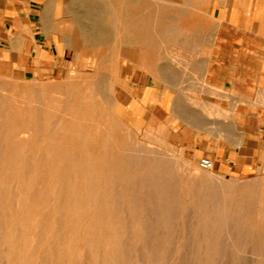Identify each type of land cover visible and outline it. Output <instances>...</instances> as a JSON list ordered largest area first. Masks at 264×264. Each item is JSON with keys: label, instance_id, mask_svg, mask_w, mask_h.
<instances>
[{"label": "rangeland", "instance_id": "rangeland-1", "mask_svg": "<svg viewBox=\"0 0 264 264\" xmlns=\"http://www.w3.org/2000/svg\"><path fill=\"white\" fill-rule=\"evenodd\" d=\"M109 1L110 2H108V1L105 2L104 0H68V3H70L69 4V14H70L71 18L74 20L75 24L77 25V28H78L81 36H82L83 41L87 45H88V43L86 42V37H85L82 29L77 24V19H79L80 17H86V18L88 17L89 12L87 10H91V9L92 10H96V9L98 10L99 9L98 10V13H99V12H101V10H102V12H107L108 10L112 11L114 9L113 13H116V12L118 13L117 8H121V9H123L122 11L128 12L135 7V5H133V3L135 4L139 0H118V3L121 4L120 7H119V4H117L118 6L116 7L115 6L116 4H114V2L112 0H109ZM143 1H144V6H145V4H147V6H149V8L151 9L150 13L155 14L156 19L152 18L150 22L146 21L145 23H143L142 29H138V32H137L136 29L132 28V26H133L132 24H134L135 22H132V19H131L132 16H130V19H127V21L129 20L127 23H129V25L131 23L130 29L127 32L128 37L126 36V38H122L123 40L122 39L117 40L118 38L115 39L112 36V34H114L115 32H112L111 30H109V31L105 32V35H104L105 38L103 39V41H104L103 47H101L99 49H95L96 48L95 46L85 47L83 45V47L77 48V50H78L77 54L67 53L62 60L63 62H65V63H63V65H65L64 66V72L59 77L56 76L53 79L52 78L51 79H43L41 76L38 75V71H35L32 73V72H29L26 69H24L22 67L23 63L21 62V60H18V61L16 59L11 60L8 56L5 59L0 58V102H1L0 103V106H1L0 107V116L3 117V118L0 117V130L3 128L0 131V135H2V136H0V149L2 148L1 149L2 151L0 150V158H1L0 159V169H1L0 175L2 177H0V178L3 179V180L0 179V196L2 195L0 197V214H1L0 215V241L2 239V241L0 242V247H1L0 248V255L2 256L0 258V264H20V263L21 264H27V263L28 264H60V263L61 264H72V263L73 264H100V263L103 264L104 258H103V254L101 251H102V249H105L106 247L103 248L104 245L102 247H100L101 249H99V247H97L98 251L95 250L96 248L94 249L93 242H92L93 240H92V237L90 236L91 228L94 226V222H92L90 217L91 218L94 217V214L99 212V211L104 213L106 210L111 211V213L114 214V217H117V218L121 217L122 211L129 209V208H130V210L132 209L131 208L132 206L130 203V198H129V194H132V192L134 194H137V195H140V194L142 195V197L141 198L139 197L138 200L140 199L139 201H142L141 203H143L140 206L142 207V209L144 211V213H143L144 217L152 214L151 210H153V211L157 210V212H158L159 210H161V208H166L168 210L170 216L175 218L171 221V225H170L172 228L170 231L171 235L169 237V241H171L172 243L179 241L181 239V236L185 233H186L187 238H189L188 235L191 231V228H193V226L195 228L198 225L197 220L194 219L196 217V215L194 213V211L196 209H203L204 208V209L208 210L210 208L209 211L211 209H213L215 211V213H213L214 215L212 214L211 217H215V216L218 217L219 215H221L223 213L224 217H226L227 220L221 222V225H227L228 224V226H230V229H229L230 232H228L229 230L228 231L227 230H221L220 234L223 235V238H222V235H220V234H219V236L214 237V238H216L215 240H217L219 242H223L226 240H228L230 242V246H229L230 254H226V256H229V257H232L235 259L240 258L239 260L242 261V262L240 261L241 264H255V263L256 264H264V261H263V257H264L263 256V254H264V237H263L264 236V229H263V225H264V222L261 220L260 213L258 211V210H260L259 208H261V207H259L258 202L261 198V195L264 194V184H263L264 181L258 182V181H252V179H245V178L235 179V178H232L229 176L220 175L215 169L211 170L210 171L211 173H209V171L208 172L203 171L199 166V160L198 159L193 158L191 155H189V157H185L184 154L181 152V150H173V148L166 142L165 137H164L165 128H164V125L161 124V122H159L156 127H152V126L151 127L147 126L145 128L134 127L129 123L128 120H126L123 117L118 115V113H119L118 110H120V109L117 110V108H116L117 99H118L117 94L119 95V93H124V92L130 91L132 89V86H133L132 84H133L134 73H138L141 70H144L141 66V65H144V63H141L140 59L144 55L145 51H146V56L150 59L149 61H151V63L150 62L148 63V65H151L150 71H155L156 65L161 66V67L167 65L171 69V71H174L177 73H184V71H186L190 75L191 73L197 72V70H200L199 72H201L202 66L207 65V63H208L209 53L211 51V46H212V42L214 39V35L216 33L218 24L220 22L219 18L214 14L215 9L218 6L219 7L226 6L228 3L231 2V0H153V1L152 0H143ZM111 3L114 6H112ZM84 6H85V9H84ZM157 9L159 10V13H158ZM117 13H116V16L118 15L117 20L120 22L122 20H124L123 18H125V16L123 14L119 15ZM74 28H75V25L70 21L69 18L61 24V29L65 30L66 34L68 35L69 44L73 48H74L75 44L79 41V36L75 34ZM178 28H179V32H178ZM148 29L150 32L148 31ZM139 31H141L142 33ZM106 34H107V36H106ZM147 34H148V37H147ZM165 34H167V35H165ZM173 34L174 35L176 34V36H174ZM134 35L140 36L138 38V39H140V44H141L140 47L137 44L135 45L136 41L134 42V37H133ZM107 37H109V38H107ZM106 44H108V45H106ZM123 44H124V46H123ZM134 46H136L138 48L137 50H139V48H140V50L138 52L137 51L135 52L133 49ZM89 47H91V48H89ZM141 49H144V50H141ZM74 50H75V48H74ZM126 50H129V52H130V54L128 55L130 60L129 61H126V60L122 61V58H123L122 54L125 55L127 53ZM76 56H77V59H76ZM146 62H147V60H146ZM133 63H138V64L135 65ZM180 65H182V67ZM185 65H188V69H185L187 67ZM183 79L186 81V76ZM8 83H9L11 88L8 87L9 86ZM35 88H37V89H35ZM64 89L65 90L68 89V90L65 92ZM6 91H8V92H6ZM85 91H87V92H85ZM95 92H96V94H95ZM40 93L42 96L40 95ZM2 94L3 95L5 94V95L2 96ZM33 94H34V96H33ZM71 94H73L72 95L73 97H71ZM63 95L66 97H64ZM67 96H68V100L66 99ZM8 97H11V98H8ZM24 98H26V99H24ZM69 99L71 101H69ZM56 100H58V102ZM42 101H44V102H42ZM98 101H100V102H98ZM9 102H11V103H9ZM6 104H8V105H6ZM16 104H18V105H16ZM70 104H71V106H70ZM3 105H5L6 111L4 110L5 108L3 107ZM9 105H10V107H9ZM27 105H28V107H27ZM23 106H24V108H23ZM42 106H44V107H42ZM57 106H59V108ZM30 108H32V109H30ZM48 108H50V109H48ZM69 108H71V109H69ZM87 108H88V110H87ZM7 110H9V112ZM17 110H19V111H17ZM39 110H42V111H39ZM64 110H65V113H64ZM91 111H92V113H91ZM3 112H6V114ZM37 112H40V113H37ZM61 114L63 117L61 116ZM71 114H72V116H71ZM10 115H12L13 117ZM43 115L44 116L46 115L45 117H47V119ZM50 115H52V116H50ZM54 115H55V117H54ZM7 116L9 119L7 118ZM65 116H66L67 120H66ZM37 117L40 119V121ZM30 119H32V120H30ZM1 120H2V122H1ZM69 120H71V122H68ZM83 120H84V122H83ZM88 120H90V121H88ZM93 120H95V121H93ZM9 121H11V122H9ZM47 121H48V123H47ZM58 121H59V123H58ZM60 121H61V123H60ZM4 123H7V124L4 125ZM32 123H33V125H32ZM72 123H74V124L72 125ZM17 124H18V126H17ZM68 124L70 126H68ZM75 124H76V127H75ZM34 125H36V126H34ZM50 125H52V126H50ZM56 125L58 127L63 126L65 128H62V127L58 128ZM53 126L55 127V129L51 130L54 128ZM34 127H36V128L34 129ZM13 128H14V132L16 134L13 132ZM26 128H28V129H26ZM109 128H110V130H109ZM112 128H114L115 130H113ZM37 129L38 130L40 129V131L42 133L40 134V131H38ZM44 130L45 131L47 130L48 133H47V131L45 132ZM150 130H151V132H150ZM61 131H62V135H60ZM6 132H8V133H6ZM54 133H56V134H54ZM87 134H88V136H87ZM7 135H8V137H7ZM79 135H80V137H79ZM98 135L105 137V140L103 142V147L105 150H101V152L100 151L96 152V150L94 149V146L97 144V140L95 137H99ZM86 136H87V138H86ZM39 137H40V139H39ZM51 137L53 140L51 139ZM75 137H76V139H74ZM119 137L122 139V144H121V139ZM55 139H56V141H54ZM77 142H78V144H76ZM109 145H110V147H109ZM118 145H119V147H118ZM128 145H129V147H128ZM137 145H138V148H137ZM32 146H34V147H32ZM57 146H58V148H57ZM70 146H71V149H70ZM130 146H132L131 149L133 151L131 149H128V148H130ZM133 146H135V147H133ZM78 147H80V149ZM11 149L13 151H11ZM43 149H45L46 151H44ZM125 149H127V150H125ZM49 150L50 151L52 150V151L49 152ZM134 150L136 152H134ZM28 151H29V153H28ZM42 151H44V152L42 153ZM114 152H116V153L114 154ZM125 152L126 153L128 152V153L126 154ZM70 153L72 155H70ZM110 153L113 155L109 156ZM129 153H132V156ZM10 154H12V155H10ZM30 154H32V155H30ZM39 155H41V156L39 157ZM42 155L44 157H42ZM79 155H81V156H79ZM127 155L129 156V158ZM138 155H140V156H138ZM141 155L142 156L144 155L143 156L144 158ZM34 156H36V157H34ZM70 156H71V160H70L71 162L70 163H72V165L67 162V161H69ZM75 156H76V158H75ZM49 157H50V159L48 160ZM105 157H107V158H105ZM36 158H37V160H36ZM79 158H82V159H79ZM123 158L126 159L127 161H128V159H134L135 161L140 163L138 168L136 167V169H135L133 167V170L135 169V170L139 171L138 172V178H139V173H142L143 170H148V171L152 172L151 175L148 174L147 181L143 180V182L141 183V179H137L135 181H136V184L139 186L136 185L137 187L135 189L125 188V182L128 180L127 178H132V176H130L129 174H126L129 170V168L127 169L128 166L126 163H124L126 160H123ZM207 158H209V157H207ZM51 159H52V161H51ZM107 159L111 163H113V164H111L112 166H109L110 164L109 165L104 164V162L108 161ZM10 160H11V163H10ZM158 160H160V161H158ZM18 161H20V162L18 163ZM47 161H49V162H47ZM143 161H145L146 166H145ZM162 162H163V165H162ZM181 162H185V163L187 162V163L181 164ZM14 163H16V164H14ZM32 163H33V165H32ZM39 163H40V165H39ZM41 163H42V165H41ZM67 163H68V165H67ZM4 164H5V166H4ZM158 164H159V166H158ZM16 165L17 166L19 165V166L16 167ZM59 165H61V166H59ZM64 165H65V168H64ZM78 165L80 167H78ZM83 165H85V166H83ZM72 166H73V168H72ZM106 166H109V167H106ZM113 166H116V167H113ZM163 166H164V168H163ZM4 167H5L6 171H5ZM159 167H160V170H159ZM23 168H25V169H23ZM50 168H52V169L49 170ZM112 168H114V169H112ZM156 168H157V170H155ZM105 169H107V170L112 169L111 171H114V173L112 172L110 174V176L111 177H112V175L114 177L117 176L116 178H119V180L121 182V183L120 182L119 183L122 185V187L124 186L123 188L116 190V193L123 195L124 198H122L120 200V202L117 200L116 204H115L116 206L114 205V206L109 207V208L106 206H99V204H97V205L95 204L96 200L94 198V194L99 193L100 191L103 193L104 190H98L97 191V190L93 189V186H99V184L100 185L107 184V182L104 181L105 177H106V172H107ZM139 169H141V170H139ZM263 169H264V166H262L260 169V173L262 174V177H264V170ZM115 170H118V171L116 172ZM41 171H42V173H41ZM156 171H159V172H156ZM76 172H80V174L78 175V174H76ZM171 172H174V173H171ZM15 175H17V176H15ZM46 175L50 178H47ZM170 175H172V176H170ZM210 175H213V176H210ZM73 176H74V178H72ZM206 176H209V177L207 178ZM16 177H17V179H16ZM55 177H56V179H55ZM61 177H62V179H61ZM213 177H217V178H213ZM59 178H60V181H59ZM77 178H80L82 182L77 181ZM171 178H173V179H171ZM209 178L212 181V182L210 181L212 184H210V182L208 180ZM5 179L8 180L9 182L6 181ZM50 179H52L53 181ZM74 179H75V182H73ZM23 180L25 181V183ZM218 181H220V182L218 183ZM86 182H88V183H86ZM21 183H23V184H21ZM254 184L255 185L257 184L258 186L257 185L255 186ZM12 185H14V186L12 187ZM181 185H182V187H181ZM209 185H213L215 188L213 186H209ZM216 185L217 186L219 185L218 188ZM16 186H17V188H16ZM199 186L201 187L202 190L200 189ZM6 187H8V188H6ZM29 188H31V189H29ZM169 188H170V190H169ZM193 188H195V189H193ZM208 188H210V189H208ZM62 189H63V191H62ZM139 189L141 190V192ZM142 189H143V191H142ZM212 189H213V192H212ZM215 189H217L218 191ZM82 190H83V192H82ZM2 191H4V192H2ZM27 191H28V193H27ZM175 191H176V193H174ZM215 191H216V193H215ZM78 192H79V194H78ZM180 192H182V193H180ZM205 192H206V194H205ZM48 193H50V194H48ZM53 193H56V194L53 195ZM158 193H160V196ZM178 193H180V194H178ZM201 193H203V194H201ZM28 194H29V196H28ZM223 194H224V196H222ZM46 195H47V197H46ZM50 195H51V197H50ZM188 195H189V198H188ZM249 195H251V196H249ZM52 196H54V197H52ZM205 196L208 199L216 201V203H214L213 205H210V203L209 204L206 203L205 205L199 204V203H202L203 198ZM210 196H212V197L215 196V197L212 198ZM225 196H226V198H225ZM257 196L259 199L257 198ZM239 197H242V198H239ZM103 198H101V199L107 200L108 202L110 200V197L109 198L105 197L104 199ZM166 198L168 199V201L166 200ZM175 198H177V199H175ZM57 199H60V200H57ZM72 199H73V201L71 202ZM101 199L98 198V201H100ZM162 199L168 202L167 206L163 207L162 205L159 204L158 201H161ZM243 199H244V201H243ZM250 199L253 201H251ZM254 199L256 202L254 201ZM31 200H33V202ZM147 200L151 201L152 203L150 202L151 204H148L146 202ZM195 200H197V201L199 200V201L195 202ZM220 200H221V202H220ZM222 201H223V204H221ZM245 201H246V203H244ZM186 202L189 203L191 206L189 204L187 205ZM2 203H4V204H2ZM228 203H230V204L232 203V204L230 205ZM18 204L20 205V208H19ZM55 205H57V206H55ZM229 205H230V208H229ZM235 205L236 206L239 205V206L236 207ZM26 206L27 207L29 206V207L27 208ZM89 206H91V207H89ZM126 206H128V207L126 208ZM187 206H189L190 208ZM223 206L225 207V209ZM49 207L51 209H49ZM55 207L58 209H56ZM145 207H146V209H145ZM216 207H218V208H216ZM252 207H253V209H252ZM35 208L37 210H35ZM188 208H189V210H188ZM28 209L30 211H28ZM41 209H42V211H41ZM240 209L241 210L243 209V210L241 211ZM38 210L40 213L38 212ZM177 210H178V212H176ZM190 210H192V211H190ZM53 211H55V212L53 213ZM145 211L148 213L150 212V213L148 214ZM189 211L191 214L189 213ZM219 211H221V212H219ZM231 211H232V213H231ZM14 212H16V213H14ZM238 212H239V214H238ZM43 213H44V215H43ZM45 215H46V218H45ZM51 215H53V216H51ZM58 215L60 217H58ZM88 216H89V219L87 220ZM241 216H242V218H241ZM72 217H73V219H72ZM150 217H152V216L150 215ZM42 218H43V220H42ZM245 218H246V220H243ZM9 219H11L12 221ZM53 219L55 221H53ZM238 219H240V220L238 221ZM9 221L12 223L10 224ZM7 222H8V224H7ZM14 222L16 223L17 227H16ZM21 222H22V224H21ZM23 222H26V223H23ZM53 222H55V223H53ZM75 222H77V223H75ZM229 222H232L233 224L232 223L230 224ZM58 223H60V224H58ZM209 223H213V221L210 222V219H209ZM53 224H54V226H53ZM186 224L189 226H187ZM13 225H15V226H13ZM28 225L31 227H29ZM112 225L113 226H117V225L124 226L125 224H124V222L120 221V223L114 222ZM129 225H130V223H129ZM246 225H249V227L247 226V229H243L242 227L246 226ZM38 226H40V228ZM34 227H37V228H34ZM186 227H187V229H186ZM235 227H236V229H235ZM4 229H5V232H4ZM18 229H19V231H18ZM184 230L185 231L187 230V231L185 232ZM239 230H240V232H239ZM233 231H235L234 233H237V234L235 235L233 233ZM71 232H73V233H71ZM245 232H246V234H245ZM1 233H3V235ZM50 233H51V235H50ZM229 233H230L231 237L229 236ZM76 234H77V236H76ZM238 234H241V238H240V235H238ZM243 234L245 235L244 237L242 236ZM14 235L17 237H15ZM79 235L81 236V238H79L80 237ZM113 235L114 234H112V232H111L110 236L112 237L111 240L113 239L112 240L113 243H114L115 239L118 240V242L120 241V243H123L122 241L126 240L123 237L124 236L123 232H122V234H118L117 236H115V235L113 236ZM30 236H31V238H30ZM72 236H73V238H72ZM83 236H84V238H83ZM20 238H22V239L20 240ZM25 238H27V239H25ZM251 238H252V240H251ZM6 239H7V241H6ZM43 239H45V240H43ZM50 239H52V240H50ZM79 239L81 241H79ZM239 239H240V241H239ZM242 239H243L244 243L242 242ZM26 240H27V242L24 243V241H26ZM37 240H39L38 241L39 243L37 242ZM83 241L85 243H83ZM137 241L139 242L138 239H136V241H135V239H133V238L131 240H129V242L132 245H135L137 243ZM61 242H62V244H61ZM68 242H69V244H68ZM232 242H233V244H232ZM73 243H75L74 246L72 245ZM12 244L14 247L12 246ZM16 244L18 245L17 247H16ZM239 244H241L242 246ZM246 244H248V248H247ZM22 245H23V247H22ZM39 245H40V247L43 246L42 247L43 250H42V248L39 247ZM63 245H65L66 247ZM233 245H235V247ZM249 245H251V246H249ZM32 246H33V248H32ZM112 246H114V245H112ZM30 247L32 249H30ZM88 247H90V249H87ZM119 247L120 246H117V249ZM233 247H234V249H233ZM22 248H23V250H22ZM71 248H73V249H71ZM77 248H78V250H77ZM250 248L252 251L251 253L246 251V249L250 251ZM171 249H172V247H171ZM254 249H255V251H254ZM7 250H8V252H7ZM15 250L16 251L18 250L17 251L18 254ZM32 250H33V254H32ZM114 250L117 254H120V252H118V250L116 251V248H114ZM54 251L56 252V254ZM65 251H66V253H65ZM258 251H259V255L257 254ZM22 252H23V254H22ZM231 252H233V253H231ZM1 253H3V254H1ZM91 253H92V255H90ZM253 253H256V255H258V256H256L255 254L253 255ZM19 254H20V257H19ZM232 254L235 256H233ZM245 254H246V257H244ZM4 255H6V256H4ZM131 255L134 258L137 256V253L132 252ZM170 255L171 254L168 253V255H166L165 257L167 259H169ZM240 256H242V257H240ZM23 257H25V258H23ZM44 257H46V258H44ZM5 258H7L6 259L7 262L4 260ZM28 258H29V261H28ZM89 258H90V260H89ZM94 258H96L97 260ZM247 259H250V261L247 262ZM254 259L255 260L256 259H262V260H261V262H256V261H253ZM19 260H20V262H19ZM63 260H65V261H63ZM100 260H101V262H99ZM166 264H169V263L167 262Z\"/></svg>", "mask_w": 264, "mask_h": 264}, {"label": "crops", "instance_id": "crops-1", "mask_svg": "<svg viewBox=\"0 0 264 264\" xmlns=\"http://www.w3.org/2000/svg\"><path fill=\"white\" fill-rule=\"evenodd\" d=\"M69 4L0 0V58L21 60L43 79L61 76L65 55L89 46ZM214 14L220 22L201 72L177 73L167 65L150 71L151 65H141L132 89L117 94L118 115L138 128L161 122L173 150L199 161L209 157L220 175L263 182L264 0H231ZM68 18L79 36L75 50L61 29Z\"/></svg>", "mask_w": 264, "mask_h": 264}, {"label": "bare ground", "instance_id": "bare-ground-1", "mask_svg": "<svg viewBox=\"0 0 264 264\" xmlns=\"http://www.w3.org/2000/svg\"><path fill=\"white\" fill-rule=\"evenodd\" d=\"M105 2H110L109 0H104ZM113 2H114V4H116L115 6L117 7L118 5L117 4H119V7L121 6V4L120 3H118V0H112ZM153 1V0H152ZM85 3V2H84ZM147 3V2H146ZM150 3V2H149ZM78 4V3H77ZM112 4V3H111ZM133 5H135V7L132 9V10H130V11H128V12H125V11H122L123 9H121V8H117V10H118V13L117 14H123L124 16H125V18H123L124 20H122L121 22L120 21H118L117 20V18H118V15L116 16V13H113L114 11V9L112 10V11H107V12H102V10H101V12H99L98 13V10L96 9V10H87L88 12V17L86 18V17H80L79 19H77V24H78V26L82 29V31H83V33H84V35H85V37H86V42L88 43V45L89 46H91V47H93V46H95L96 48L95 49H99V48H101V47H103V45H104V41H103V39L105 38V32H107V31H109V30H111L112 32H115L114 34H112V36L115 38V39H117V40H119V39H122V38H126V36H127V32H128V30L130 29V25H131V23H130V25H129V23H127L128 21H127V19H130V16H132V22H135L134 24H132L133 26H132V28H134V29H136L137 30V32H138V29H142V27H143V23H145L146 21L147 22H150L151 21V19L153 18H155V14H153V13H150V11H151V9L149 8V6H147V4H145V6H144V1L143 0H139L138 2H136L135 4L133 3ZM111 6V5H110ZM112 6H114L113 4H112ZM152 6V5H151ZM154 6V5H153ZM87 7V6H86ZM92 7V6H91ZM115 7V8H116ZM76 8V7H75ZM84 9H85V6H84ZM95 9V8H94ZM160 9V8H159ZM72 10V9H71ZM158 10V9H157ZM109 12V13H108ZM131 14H130V13ZM86 13V12H85ZM84 13V14H85ZM158 13H159V10H158ZM110 14V15H109ZM87 15V14H86ZM84 16V15H83ZM157 17V16H156ZM122 18V17H121ZM156 19V18H155ZM159 19V18H158ZM145 25V24H144ZM155 26V25H154ZM181 27V26H180ZM179 27V28H180ZM151 28V27H150ZM179 28H178V32H179ZM152 29V28H151ZM133 30V29H132ZM175 30V29H174ZM110 31V32H111ZM148 31H149V29H148ZM157 31V30H156ZM155 31V32H156ZM162 31V30H161ZM168 31V30H167ZM176 31V30H175ZM139 32H141V31H139ZM150 32V31H149ZM163 32V31H162ZM142 33V32H141ZM184 33V32H183ZM172 34V33H171ZM159 35V34H158ZM165 35H167V34H165ZM174 35V34H173ZM179 35V34H178ZM106 36H107V34H106ZM174 36H176V34L174 35ZM128 37V36H127ZM134 37V42H135V45L137 44L139 47H140V39H138L140 36L139 35H134L133 36ZM147 37H148V34H147ZM146 37V38H147ZM172 37V36H171ZM179 37V36H178ZM189 37V36H188ZM107 38H109V37H107ZM157 38V37H156ZM162 38V37H161ZM165 38V37H164ZM180 38V37H179ZM158 39V38H157ZM123 40V39H122ZM121 40V41H122ZM155 40V39H154ZM159 41V40H158ZM165 41V40H164ZM154 42V41H153ZM161 42V41H160ZM175 42V41H174ZM118 43V42H117ZM123 43V42H122ZM159 43V42H158ZM178 43V42H177ZM166 44V43H165ZM106 45H108V44H106ZM134 45V44H133ZM160 45V44H159ZM123 46H124V44H123ZM149 46V45H148ZM158 46V45H157ZM165 46V45H164ZM128 48V47H127ZM157 48V47H156ZM134 51L136 52H138L139 50H140V48H139V50H137L138 48L136 47V46H134ZM149 49V48H148ZM159 49V48H158ZM141 50H144V49H141ZM127 51V53L125 54V55H123L122 54V56H123V58H122V61L123 60H126V61H129L130 60V58L128 57V55L130 54V52H129V50H126ZM133 51V50H132ZM156 52V51H155ZM134 58V57H133ZM135 59V58H134ZM141 63H144V65H148V63L150 62L151 63V61H149L150 59L146 56V51H145V53H144V55L141 57ZM146 60H147V62H146ZM156 60V59H155ZM14 83V82H13ZM64 83V82H63ZM84 84V83H83ZM2 85V84H1ZM8 85H9V83H8ZM59 85V84H58ZM57 86V85H56ZM8 87H10V85L8 86ZM71 87V86H70ZM5 88V87H4ZM11 88V87H10ZM19 88V87H18ZM7 89V88H6ZM5 89V90H6ZM28 89V88H27ZM35 89H37V88H35ZM63 89V88H62ZM61 89V90H62ZM99 89V88H98ZM65 90V89H64ZM68 90V89H67ZM67 90H65V92L67 91ZM20 91V90H19ZM72 91V90H71ZM6 92H8V91H6ZM25 92V91H24ZM85 92H87V91H85ZM11 93V92H10ZM16 93V92H15ZM54 93V92H53ZM65 94V93H64ZM69 94V93H68ZM95 94H96V92H95ZM98 94V93H97ZM5 95V94H4ZM3 94H2V96H4ZM10 95V94H9ZM19 95V94H18ZM40 95H41V93H40ZM73 94H71V97H73L72 96ZM15 96V95H14ZM33 96H34V94H33ZM42 96V95H41ZM64 96V95H63ZM96 96V95H95ZM17 97V96H16ZM64 97H66V96H64ZM4 98V97H3ZM7 98V97H6ZM8 98H11V97H8ZM43 98V97H42ZM24 99H26V98H24ZM44 99V98H43ZM67 100H68V96H67V98H66ZM97 99V98H96ZM12 100V99H11ZM16 100V99H15ZM18 100V99H17ZM48 100V99H47ZM65 100V99H64ZM2 101V100H1ZM14 101V100H13ZM37 101V100H36ZM57 102H58V100H56ZM60 101V100H59ZM69 101H71L70 99H69ZM83 101V100H82ZM15 102V101H14ZM41 102V101H40ZM42 102H44V101H42ZM98 102H100V101H98ZM1 103V102H0ZM9 103H11V102H9ZM8 103V104H9ZM22 103V102H21ZM64 103V102H63ZM8 104H6V105H8ZM57 104V103H56ZM65 104V103H64ZM67 104V103H66ZM73 104V103H72ZM114 104V103H113ZM16 105H18V104H16ZM40 105V104H39ZM69 105V104H68ZM74 105V104H73ZM77 105V104H76ZM25 106V105H24ZM24 106H23V108H24ZM41 106V105H40ZM62 106V105H61ZM60 106V107H61ZM66 106V105H65ZM70 106H71V104H70ZM1 107V106H0ZM3 107L5 108V105H3ZM9 107H10V105H9ZM14 107V106H13ZM27 107H28V105H27ZM42 107H44V106H42ZM46 107V106H45ZM58 108H59V106H57ZM68 107V106H67ZM87 107V106H86ZM100 107V106H99ZM39 108V107H38ZM73 108V107H72ZM13 109V108H12ZM11 109V110H12ZM21 109V108H20ZM28 109V108H27ZM30 109H32V108H30ZM40 109V108H39ZM48 109H50V108H48ZM56 109V108H55ZM69 109H71V108H69ZM86 109V108H85ZM5 111H6V108L4 109ZM3 110V111H4ZM10 110V109H9ZM9 110H7L8 112H9ZM14 110V109H13ZM29 110V109H28ZM87 110H88V108H87ZM90 110V109H89ZM97 110V109H96ZM100 110V109H99ZM102 110V109H101ZM17 111H19V110H17ZM37 111V110H36ZM39 111H42V110H39ZM52 111V110H51ZM61 111V110H60ZM69 111V110H68ZM105 111V110H104ZM48 112V111H47ZM84 112V111H83ZM89 112V111H88ZM100 112V111H99ZM2 113V112H1ZM3 113H5L6 114V112H3ZM27 113V112H26ZM37 113H40V112H37ZM58 113V112H57ZM64 113H65V110H64ZM91 113H92V111H91ZM12 114V113H11ZM28 114V113H27ZM26 114V115H27ZM43 114V113H42ZM45 114V113H44ZM53 114V113H52ZM67 114V113H66ZM97 114V113H96ZM2 115V114H1ZM4 115V114H3ZM19 115V114H18ZM68 115V114H67ZM80 115V114H79ZM85 115V114H84ZM94 115V114H93ZM92 115V116H93ZM10 116H12V115H10ZM15 116V115H14ZM20 116V115H19ZM32 116V115H31ZM40 116V115H39ZM44 116V115H43ZM46 116V115H45ZM44 116V117H45ZM50 116H52V115H50ZM61 116H62V114H61ZM60 116V117H61ZM71 116H72V114H71ZM74 116V115H73ZM1 117V116H0ZM13 117V116H12ZM17 117V116H16ZM54 117H55V115H54ZM59 117V118H60ZM63 117V116H62ZM1 118H3V117H1ZM5 118V117H4ZM7 118H8V116H7ZM38 118V117H37ZM46 119H47V117H45ZM65 118H66V116H65ZM84 118V117H83ZM101 118V117H100ZM9 119V118H8ZM39 119V118H38ZM42 119V118H41ZM51 119V118H50ZM62 119V118H61ZM73 119V118H72ZM30 120H32V119H30ZM37 120V119H36ZM59 120V119H58ZM65 120V119H64ZM66 120H67V118H66ZM65 120V121H66ZM77 120V119H76ZM97 120V119H96ZM6 121V120H5ZM14 121V120H13ZM24 121V120H23ZM39 121H40V119H39ZM51 121V120H50ZM56 121V120H55ZM54 121V122H55ZM88 121H90V120H88ZM93 121H95V120H93ZM1 122H2V120H1ZM7 122V121H6ZM9 122H11V121H9ZM63 122V121H62ZM68 122H71V120H69ZM83 122H84V120H83ZM43 123V122H42ZM47 123H48V121H47ZM58 123H59V121H58ZM60 123H61V121H60ZM66 123V122H65ZM7 123H4V125H6ZM40 124V123H39ZM74 123H72V125H73ZM12 125V124H11ZM28 125V124H27ZM32 125H33V123H32ZM45 125V124H44ZM64 125V124H63ZM88 125V124H87ZM9 126V125H8ZM16 126V125H15ZM17 126H18V124H17ZM34 126H36V125H34ZM43 126V125H42ZM50 126H52V125H50ZM57 126V125H56ZM61 126V125H60ZM67 126V125H66ZM68 126H70L69 124H68ZM100 126V125H99ZM27 127V126H26ZM32 127V126H31ZM54 127V126H53ZM58 127V126H57ZM62 128H65V127H63V126H61ZM61 127H58V128H61ZM75 127H76V124H75ZM15 128V127H14ZM14 128H13V132H14ZM21 128V127H20ZM24 128V127H23ZM36 127H34V129H35ZM68 128V127H67ZM106 128V127H105ZM3 129V128H2ZM1 129V130H2ZM12 129V128H11ZM26 129H28V128H26ZM55 129V127L53 128V129H51V130H54ZM108 129V128H107ZM113 130H115L114 128H112ZM120 129V128H119ZM0 130V131H1ZM38 130V129H37ZM57 130V129H56ZM103 130V129H102ZM109 130H110V128H109ZM4 131V130H3ZM17 131V130H16ZM19 131V130H18ZM35 131V130H34ZM38 131H40V129L38 130ZM45 131V130H44ZM47 131V130H46ZM45 131V132H46ZM63 131V130H62ZM62 131H61V134L60 135H62ZM53 132V131H52ZM56 132V131H55ZM90 132V131H89ZM121 132V131H120ZM6 133H8V132H6ZM5 133V134H6ZM15 133V132H14ZM34 133V132H33ZM42 132L40 131V134H41ZM47 133H48V131H47ZM100 133V132H99ZM98 133V134H99ZM116 133V132H115ZM16 134V133H15ZM32 134V133H31ZM54 134H56V133H54ZM59 134V133H58ZM97 134V133H96ZM105 134V133H104ZM103 134V135H104ZM118 134V133H117ZM124 134V133H123ZM12 135V134H11ZM69 135V134H68ZM67 135V136H68ZM78 135V134H77ZM91 135V134H90ZM93 135V134H92ZM109 135V134H108ZM0 136H2V135H0ZM22 136V135H21ZM38 136V135H37ZM43 136V135H42ZM87 136H88V134H87ZM87 136H86V138H87ZM99 136V135H98ZM5 137V136H4ZM7 137H8V135H7ZM30 137V136H29ZM36 137V136H35ZM41 137V136H40ZM40 137H39V139H40ZM56 137V136H55ZM79 137H80V135H79ZM58 138V137H57ZM90 138V137H89ZM96 138V140H97V144L94 146V149L96 150V152L97 151H100L101 152V150H105L104 149V147H103V142H104V140H105V137L104 136H99V137H95ZM120 138V137H119ZM51 139H52V137H51ZM74 139H76V137L74 138ZM121 139V138H120ZM3 140V139H2ZM5 140V139H4ZM33 140V139H32ZM48 140V139H47ZM53 140V139H52ZM62 140V139H61ZM87 140V139H86ZM89 140V139H88ZM92 140V139H91ZM49 141V140H48ZM51 141V140H50ZM54 141H56V139L54 140ZM84 141V140H83ZM115 141V140H114ZM34 142V141H33ZM95 142V141H94ZM6 143V142H5ZM54 143V142H53ZM56 143V142H55ZM65 143V142H64ZM72 143V142H71ZM16 144V143H15ZM33 144V143H32ZM58 144V143H57ZM63 144V143H62ZM75 144V143H74ZM76 144H78V142L76 143ZM75 144V145H76ZM121 144H122V139H121ZM62 146V145H61ZM13 147V146H12ZM22 147V146H21ZM27 147V146H26ZM32 147H34V146H32ZM45 147V146H44ZM48 147V146H47ZM60 147V146H59ZM66 147V146H65ZM73 147V146H72ZM109 147H110V145H109ZM118 147H119V145H118ZM124 147V146H123ZM126 147V146H125ZM128 147H129V145H128ZM131 147L132 146H130V148H128V149H131ZM133 147H135V146H133ZM5 148V147H4ZM25 148V147H24ZM23 148V149H24ZM42 148V147H41ZM40 148V149H41ZM57 148H58V146H57ZM75 148V147H74ZM79 149H80V147H78ZM137 148H138V145H137ZM2 149V148H1ZM0 149V150H1ZM7 149V148H6ZM9 149V148H8ZM17 149V148H16ZM20 149V148H19ZM60 149V148H59ZM67 149V148H66ZM70 149H71V146H70ZM93 149V150H94ZM112 149V148H111ZM116 149V148H115ZM119 149V148H118ZM29 150V149H28ZM44 151H46L45 149H43ZM62 150V149H61ZM124 150V149H123ZM125 150H127V149H125ZM132 150V149H131ZM136 150V149H135ZM134 150V152H136ZM138 150V149H137ZM141 150V149H140ZM154 150V149H153ZM2 151V150H1ZM11 151H13L12 149H11ZM23 151V150H22ZM44 151H42V153L44 152ZM52 151V150H51ZM50 150H49V152H51ZM64 151V150H63ZM70 151V150H69ZM80 151V150H79ZM91 151V150H90ZM130 151V150H129ZM133 151V150H132ZM4 152V151H3ZM10 152V151H9ZM16 152V151H15ZM41 152V151H40ZM67 152V151H66ZM76 152V151H75ZM108 152V151H107ZM13 153V152H12ZM28 153H29V151H28ZM41 153V154H42ZM59 153V152H58ZM62 153V152H61ZM116 152H114V154H115ZM126 153V152H125ZM128 153V152H127ZM126 153V154H127ZM27 154V153H26ZM45 154V153H44ZM53 154V153H52ZM66 154V153H65ZM75 154V153H74ZM73 154V155H74ZM80 154V153H79ZM107 154V153H106ZM129 154H131V156H132V153H129ZM128 154V155H129ZM10 155H12V154H10ZM24 155V154H23ZM30 155H32V154H30ZM51 155V154H50ZM54 155V154H53ZM60 155V154H59ZM62 155V154H61ZM70 155H72L71 153H70ZM97 155V154H96ZM113 154H111L110 153V155L109 156H112ZM118 155V154H117ZM122 155V154H121ZM127 155V156H128ZM134 155V154H133ZM14 156V155H13ZM41 155H39V157H40ZM65 156V155H64ZM79 156H81V155H79ZM130 156V155H129ZM129 156H128V158H129ZM138 156H140V155H138ZM142 156V155H141ZM144 156V155H143ZM142 156V157H143ZM147 156V155H146ZM154 156V155H153ZM158 156V155H157ZM7 157V156H6ZM15 157V156H14ZM34 157H36V156H34ZM42 157H44L43 155H42ZM125 157V156H124ZM134 157V156H133ZM75 158H76V156H75ZM74 158V159H75ZM105 158H107V157H105ZM113 158V157H112ZM135 158V157H134ZM144 158V157H143ZM147 158V157H146ZM167 158V157H166ZM1 159V158H0ZM7 159V158H6ZM5 159V160H6ZM13 159V158H12ZM15 159V158H14ZM31 159V158H30ZM50 159V157L48 158V160ZM61 159V158H60ZM79 159H82V158H79ZM95 159V158H94ZM109 159V158H108ZM107 159V160H108ZM152 159V158H151ZM36 160H37V158H36ZM71 156H70V159H69V161H67L68 163H70L71 161ZM76 160V159H75ZM106 160V161H107ZM111 160V159H110ZM115 160V159H114ZM123 160H126V159H124L123 158ZM149 160V159H148ZM155 160V159H154ZM35 161V160H34ZM33 161V162H34ZM42 161V160H41ZM51 161H52V159H51ZM50 161V162H51ZM56 161V160H55ZM74 161V160H73ZM127 161V160H126ZM124 162V163H126L127 164V169L129 168V170H128V172L126 173V174H129L130 176H132V178H127L128 180L125 182V188H130V189H135L137 186H139V185H137L136 184V181L135 180H137V179H141V183L143 182V180H146L147 181V179H148V174H150L151 175V173L152 172H150V171H148V170H143L142 171V173H139V178H138V172L139 171H137V170H135L136 169V167L138 168V166L140 165V163L139 162H137V161H135L134 159H128V161L127 162ZM158 161H160V160H158ZM164 161V160H163ZM2 162V161H1ZM6 162V161H5ZM4 162V163H5ZM20 161H18V163H19ZM31 162V161H30ZM36 162V161H35ZM45 162V161H44ZM47 162H49V161H47ZM57 162V161H56ZM61 162V161H60ZM82 162V161H81ZM144 162V164H145V166H146V163H145V161H143ZM151 162V161H150ZM3 163V162H2ZM10 163H11V160H10ZM17 163V162H16ZM16 163H14V164H16ZM59 163V162H58ZM68 163H67V165H68ZM78 163V162H77ZM121 163V162H120ZM168 163V162H167ZM166 163V164H167ZM71 165H72V163H70ZM80 164V163H79ZM104 164H106V165H109V166H112L111 164H113V163H111L109 160L107 161V162H104ZM13 165V164H12ZM28 165V164H27ZM32 165H33V163H32ZM39 165H40V163H39ZM38 165V166H39ZM41 165H42V163H41ZM48 165V164H47ZM46 165V166H47ZM53 165V164H52ZM125 165V164H124ZM162 165H163V162H162ZM4 166H5V164H4ZM14 166V165H13ZM19 166V165H18ZM17 165H16V167H18ZM29 166V165H28ZM27 166V167H28ZM31 166V165H30ZM36 166V165H35ZM49 166V165H48ZM59 166H61V165H59ZM74 166V165H73ZM73 166H72V168H73ZM83 166H85V165H83ZM109 166H106V167H109ZM152 166V165H151ZM158 166H159V164H158ZM189 166V165H188ZM187 166V167H188ZM9 167V166H8ZM26 167V168H27ZM33 167V166H32ZM78 167H80L79 165H78ZM113 167H116V166H113ZM133 167L135 168L134 170H133ZM190 167V166H189ZM48 168V167H47ZM55 168V167H54ZM57 168V167H56ZM64 168H65V165H64ZM91 168V167H90ZM163 168H164V166H163ZM4 169H5V167H4ZM10 169V168H9ZM23 169H25V168H23ZM52 168H50L49 170H51ZM63 169V168H62ZM69 169V168H68ZM83 169V168H82ZM88 169V168H87ZM92 169V168H91ZM110 169V168H109ZM112 169H114V168H112ZM111 169V170H112ZM118 169V168H117ZM162 169V168H161ZM1 170V169H0ZM28 170V169H27ZM33 170V169H32ZM47 170V169H46ZM55 170V169H54ZM70 170V169H69ZM80 170V169H79ZM78 170V171H79ZM89 170V169H88ZM107 172H106V177H105V182H107V184H104V185H100L99 184V186H93V189H95V190H104L103 191V193L100 191L99 193H95L94 194V198H95V204L97 205V204H99V206H106V207H112V206H114L115 204H116V201L118 200L119 202H120V200L122 199V198H124V196L123 195H121V194H119V193H116V190H118V189H121V188H123L122 187V185L120 184L121 182H120V180H119V178H116V177H114L113 175H112V177L110 176V174L113 172L114 173V171H111V170H107V169H105ZM139 170H141V169H139ZM151 170V169H150ZM155 170H157V168L155 169ZM159 170H160V167H159ZM181 170V169H180ZM190 170V169H189ZM203 170V169H202ZM211 170H213V169H211ZM211 170H203V171H209V173H211L210 171ZM264 170V169H263ZM4 171V170H3ZM5 171H6V169H5ZM21 171V170H20ZM35 171V170H34ZM39 171V170H38ZM56 171V170H55ZM116 172L118 171V170H115ZM152 171V170H151ZM164 171V170H163ZM176 171V170H175ZM202 171V172H203ZM2 172V171H1ZM11 172V171H10ZM15 172V171H14ZM63 172V171H62ZM70 172V171H69ZM156 172H159V171H156ZM7 173V172H6ZM40 173V172H39ZM41 173H42V171H41ZM103 173V172H102ZM155 173V172H154ZM165 173V172H164ZM171 173H174V172H171ZM205 173V172H204ZM203 173V174H204ZM208 173V174H209ZM22 174V173H21ZM33 174V173H32ZM76 174H80V172H76ZM87 174V173H86ZM105 174V173H104ZM156 174V173H155ZM178 174V173H177ZM213 174V173H212ZM66 175V174H65ZM83 175V174H82ZM134 175V176H133ZM157 175V174H156ZM179 175V174H178ZM15 176H17V175H15ZM31 176V175H30ZM40 176V175H39ZM47 176V175H46ZM52 176V175H51ZM58 176V175H57ZM170 176H172V175H170ZM175 176V175H174ZM173 176V177H174ZM210 176H213V175H210ZM0 177H2L1 175H0ZM84 177V176H83ZM86 177V176H85ZM125 177V176H124ZM154 177V176H153ZM157 177V176H156ZM203 177V176H202ZM207 178L209 177V176H206ZM23 178V177H22ZM35 178V177H34ZM47 178H50V177H48L47 176ZM72 178H74V176L72 177ZM81 178V177H80ZM80 178H77V181H81V179ZM90 178V177H89ZM212 178V177H211ZM213 178H217V177H213ZM0 179H2V178H0ZM16 179H17V177H16ZM43 179V178H42ZM55 179H56V177H55ZM61 179H62V177H61ZM164 179V178H163ZM171 179H173V178H171ZM198 179V178H197ZM206 179V178H205ZM3 180V179H2ZM6 180V179H5ZM19 180V179H18ZM22 180V179H21ZM50 180H52V179H50ZM94 180V179H93ZM107 180V181H106ZM126 180V179H125ZM157 180V179H156ZM162 180V179H161ZM165 180V179H164ZM192 180V179H191ZM199 180V179H198ZM209 180V182L211 181L210 180V178L208 179ZM215 180V179H214ZM6 181H8V180H6ZM24 181V180H23ZM53 181V180H52ZM56 181V180H55ZM59 181H60V178H59ZM84 181V180H83ZM135 181V182H134ZM166 181V180H165ZM201 181V180H200ZM9 182V181H8ZM11 182V181H10ZM73 182H75V179L73 180ZM82 182V181H81ZM95 182V181H94ZM120 182V183H119ZM139 182V181H138ZM160 182V181H159ZM164 182V181H163ZM212 182V181H211ZM210 182V184H212ZM220 181H218V183H219ZM24 183H25V181H24ZM28 183V182H27ZM59 183V182H58ZM86 183H88V182H86ZM146 183V182H145ZM152 183V182H151ZM175 183V182H174ZM177 183V182H176ZM217 183V182H216ZM224 183V182H223ZM3 184V183H2ZM21 184H23V183H21ZM39 184V183H38ZM44 184V183H43ZM67 184V183H66ZM198 184V183H197ZM203 184V183H202ZM221 184V183H220ZM264 184V183H263ZM9 185V184H8ZM11 185V184H10ZM25 185V184H24ZM137 185V186H136ZM150 185V184H149ZM154 185V184H153ZM171 185V184H170ZM188 185V184H187ZM199 185V184H198ZM255 185V184H254ZM257 185V184H256ZM255 185V186H256ZM14 185H12V187H13ZM32 186V185H31ZM30 186V187H31ZM60 186V185H59ZM151 186V185H150ZM179 186V185H178ZM189 186V185H188ZM207 186V185H206ZM205 186V187H206ZM209 186H213V185H209ZM217 186V185H216ZM219 186V185H218ZM218 186H217V188H218ZM254 186V187H255ZM258 186V185H257ZM19 187V186H18ZM45 187V186H44ZM58 187V186H57ZM63 187V186H62ZM68 187V186H67ZM181 187H182V185H181ZM200 187V186H199ZM214 187V186H213ZM221 187V186H220ZM4 188V187H3ZM6 188H8V187H6ZM16 188H17V186H16ZM55 188V187H54ZM64 188V187H63ZM143 188V187H142ZM157 188V187H156ZM168 188V187H167ZM215 188V187H214ZM213 188V189H214ZM245 188V187H244ZM14 189V188H13ZM12 189V190H13ZM19 189V188H18ZM25 189V188H24ZM29 189H31V188H29ZM28 189V190H29ZM33 189V188H32ZM149 189V188H148ZM164 189V188H163ZM193 189H195V188H193ZM198 189V188H197ZM200 189H201V187H200ZM208 189H210V188H208ZM213 189H212V192H213ZM222 189V188H221ZM6 190V189H5ZM16 190V189H15ZM55 190V189H54ZM57 190V189H56ZM140 190V189H139ZM154 190V189H153ZM159 190V189H158ZM169 190H170V188H169ZM202 190V189H201ZM215 190H217V189H215ZM58 191V190H57ZM62 191H63V189H62ZM142 191H143V189H142ZM218 191V190H217ZM220 191V190H219ZM236 191V190H235ZM246 191V190H245ZM2 192H4V191H2ZM14 192V191H13ZM25 192V191H24ZM41 192V191H40ZM53 192V191H52ZM80 192V191H79ZM79 192H78V194H79ZM82 192H83V190H82ZM120 192V191H119ZM136 192V191H135ZM138 192V191H137ZM140 192H141V190H140ZM166 192V191H165ZM211 192V191H210ZM221 192V191H220ZM229 192V191H228ZM7 193V192H6ZM27 193H28V191H27ZM42 193V192H41ZM57 193V192H56ZM56 193H53V195L54 194H56ZM63 193V192H62ZM67 193V192H66ZM129 193V192H128ZM139 193V192H138ZM149 193V192H148ZM169 193V192H168ZM174 193H176V191L174 192ZM180 193H182V192H180ZM180 193H178V194H180ZM190 193V192H189ZM194 193V192H193ZM196 193V192H195ZM215 193H216V191H215ZM214 193V194H215ZM223 193V192H222ZM48 194H50V193H48ZM64 194V193H63ZM62 194V195H63ZM69 194V193H68ZM76 194V193H75ZM159 194V196H160V193H158ZM201 194H203V193H201ZM205 194H206V192H205ZM213 194V195H214ZM236 194V193H235ZM241 194V193H240ZM27 195V194H26ZM86 195V194H85ZM162 195V194H161ZM176 195V194H175ZM197 195V194H196ZM195 195V196H196ZM212 195V194H211ZM259 195V194H258ZM2 196V195H1ZM0 196V197H1ZM28 196H29V194H28ZM123 196V197H122ZM150 196V195H149ZM158 196V195H157ZM179 196V195H178ZM202 196V195H201ZM219 196V195H218ZM222 196H224V194L222 195ZM237 196V195H236ZM249 196H251V195H249ZM253 196V195H252ZM27 197V196H26ZM46 197H47V195H46ZM50 197H51V195H50ZM52 197H54V196H52ZM61 197V196H60ZM87 197V196H86ZM105 198V197H110V200H109V202L107 201V200H102L101 198ZM141 198L142 197V195L140 194V195H137V194H134L133 192H132V194H129V198H130V203H131V210H130V208L129 209H126V210H124V211H122L121 212V217H119V218H117V217H114V214L113 213H111V211H109V210H106L104 213L103 212H101V211H99V212H97V213H95L94 214V217H90V219L92 220V222H94V226L91 228V232H90V236L92 237V242H93V246H94V249L96 250V251H98V249H97V247H99V249H101L100 247H102L103 245V248H105V249H102V254H103V258H104V260H103V264H166L167 262L169 263V264H241V260H239V259H235V258H232V257H229V256H226V254H230V249H229V246H230V242L228 241V240H226V241H223V242H219V241H217V240H215L216 238H214V237H217V236H219V234L221 233V230H229L230 229V226H228V224L227 225H221V222H223V221H225V220H227L226 219V217H224V214L222 213L221 215H219L218 217H211V215L213 214V213H215V211L213 210V209H211L210 211H209V209L207 210V209H196L195 211H194V213H195V215H196V217L194 218L195 220H197V222H198V225L194 228V226H193V228H191V231H190V233H189V235H188V237L189 238H187V236H186V233L185 234H183L182 236H181V239L179 240V241H177V242H175V243H172L171 241H169V237H170V235H171V221L173 220V219H175V218H173V217H171L170 216V214H169V212H168V210L166 209V208H161V210H159L158 212H157V210H155V211H153V210H151V213L152 214H150L152 217H150V215L149 216H146V217H144L143 215V213H144V211H143V209H142V207L140 206L141 204H143V203H141L142 201H139L138 200V198ZM155 197V196H154ZM169 197V196H168ZM167 197V198H168ZM210 197H212V196H210ZM215 196H213L212 198H214ZM10 198V197H9ZM12 198V197H11ZM32 198V197H31ZM45 198V197H44ZM43 198V199H44ZM70 198V197H69ZM98 198H100L101 200L100 201H98ZM103 198V199H104ZM158 198V197H157ZM156 198V199H157ZM166 198V200L168 201V199ZM188 198H189V195H188ZM203 198V197H202ZM225 198H226V196H225ZM238 198V197H237ZM239 198H242V197H239ZM257 198H258V196H257ZM8 199V198H7ZM50 199V198H49ZM127 199V198H126ZM173 199V198H172ZM175 199H177V198H175ZM192 199V198H191ZM201 199V198H200ZM221 199V198H220ZM259 199V198H258ZM55 200V199H54ZM57 200H60V199H57ZM64 200V199H63ZM163 200V199H162ZM158 201L159 202V204L160 205H162L163 207H165V206H167L168 205V202L167 201H165V200H163V201ZM174 200V199H173ZM251 200V199H250ZM257 200V199H256ZM3 201V200H2ZM20 201V200H19ZM32 202H33V200H31ZM68 201V200H67ZM73 201V199L71 200V202ZM139 201V202H138ZM180 201V200H179ZM192 201V200H191ZM197 200H195V202H196ZM199 201V200H198ZM197 201V202H198ZM230 201V200H229ZM243 201H244V199H243ZM251 201H253V200H251ZM254 201H255V199H254ZM258 201V200H257ZM23 202V201H22ZM38 202V201H37ZM50 202V201H49ZM148 204H151L152 202L151 201H149V200H147L146 201ZM151 202V203H150ZM220 202H221V200H220ZM228 202V201H227ZM240 202V201H239ZM256 202V201H255ZM41 203V202H40ZM89 203V202H88ZM118 203V202H117ZM129 203V202H128ZM127 203V204H128ZM187 203V202H186ZM206 203H210V205H213L214 203H216V201H214V200H211V199H208L206 196L203 198V201H202V203H199V204H201V205H205ZM226 203V202H225ZM236 203V202H235ZM244 203H246V201L244 202ZM2 204H4V203H2ZM10 204V203H9ZM17 204V203H16ZM52 204V203H51ZM124 204V203H123ZM174 204V203H173ZM189 203H187V205H188ZM219 204V203H218ZM221 204H223V201H222V203ZM228 204H230V203H228ZM232 204V203H231ZM230 204V205H231ZM240 204V203H239ZM242 204V203H241ZM258 204H259V207H261V208H259L260 210H258L259 211V213H260V218H261V220L264 222V194L263 195H261V198H260V200H259V202H258ZM25 205V204H24ZM28 205V204H27ZM45 205V204H44ZM91 205V204H90ZM179 205V204H178ZM190 205V204H189ZM217 205V204H216ZM230 205H229V208H230ZM243 205V204H242ZM247 205V204H246ZM250 205V204H249ZM2 206V205H1ZM18 206H19V208H20V205L18 204ZM55 206H57V205H55ZM68 206V205H67ZM79 206V205H78ZM116 206V205H115ZM147 206V205H146ZM175 206V205H174ZM183 206V205H182ZM186 206V205H185ZM184 206V207H185ZM191 206V205H190ZM197 206V205H196ZM221 206V205H220ZM236 206V205H235ZM239 206V205H238ZM238 206H236V207H238ZM252 206V205H251ZM16 207V206H15ZM27 207V206H26ZM29 207V206H28ZM27 207V208H28ZM40 207V206H39ZM89 207H91V206H89ZM119 207V206H118ZM128 206H126V208H127ZM187 207H189V206H187ZM224 207V206H223ZM234 207V206H233ZM241 207V206H240ZM23 208V207H22ZM21 208V209H22ZM46 208V207H45ZM53 208V207H52ZM56 208V207H55ZM76 208V207H75ZM186 208V207H185ZM190 208V207H189ZM189 208H188V210H189ZM195 208V207H194ZM216 208H218V207H216ZM222 208V207H221ZM235 208V207H234ZM49 209H51L50 207H49ZM56 209H58V208H56ZM69 209V208H68ZM93 209V208H92ZM145 209H146V207H145ZM149 209V208H148ZM177 209V208H176ZM215 209V208H214ZM224 209H225V207H224ZM245 209V208H244ZM252 209H253V207H252ZM3 210V209H2ZM20 210V209H19ZM35 210H37L36 208H35ZM44 210V209H43ZM61 210V209H60ZM63 210V209H62ZM186 210V209H185ZM184 210V211H185ZM229 210V209H228ZM232 210V209H231ZM241 210V209H240ZM239 210V211H240ZM243 210V209H242ZM241 210V211H242ZM26 211V210H25ZM28 211H30L29 209H28ZM41 211H42V209H41ZM58 211V210H57ZM89 211V210H88ZM173 211V210H172ZM190 211H192V210H190ZM190 211H189V213H190ZM240 211V212H241ZM249 211V210H248ZM13 212V211H12ZM34 212V211H33ZM38 212H39V210H38ZM47 212V211H46ZM55 211H53V213H54ZM66 212V211H65ZM146 212V211H145ZM171 212V211H170ZM176 212H178V210L176 211ZM181 212V211H180ZM219 212H221V211H219ZM226 212V211H225ZM14 213H16V212H14ZM21 213V212H20ZM23 213V212H22ZM25 213V212H24ZM30 213V212H29ZM37 213V212H36ZM40 213V212H39ZM60 213V212H59ZM62 213V212H61ZM91 213V212H90ZM93 213V212H92ZM146 213H148V212H146ZM150 213V212H149ZM148 213V214H149ZM185 213V212H184ZM218 213V212H217ZM231 213H232V211H231ZM258 213V214H259ZM32 214V213H31ZM52 214V213H51ZM88 214V213H87ZM191 214V213H190ZM193 214V213H192ZM238 214H239V212H238ZM1 215V214H0ZM4 215V214H3ZM30 215V214H29ZM28 215V216H29ZM43 215H44V213H43ZM47 215V214H46ZM46 215H45V218H46ZM50 215V214H49ZM71 215V214H70ZM214 215V214H213ZM7 216V215H6ZM38 216V215H37ZM42 216V215H41ZM48 216V215H47ZM51 216H53V215H51ZM187 216V215H186ZM234 216V215H233ZM249 216V215H248ZM26 217V216H25ZM30 217V216H29ZM34 217V216H33ZM36 217V216H35ZM58 217H60L59 215H58ZM75 217V216H74ZM156 217V218H155ZM178 217V216H177ZM211 217V218H210ZM259 217V216H258ZM3 218V217H2ZM24 218V217H23ZM187 218V217H186ZM241 218H242V216H241ZM37 219V218H36ZM49 219V218H48ZM72 219H73V217H72ZM75 219V218H74ZM89 219V216H88V218H87V220ZM209 219H210V222L211 221H213V223H209ZM236 219V218H235ZM9 220H11V219H9ZM15 220V219H14ZM42 220H43V218H42ZM60 220V219H59ZM184 220V219H183ZM240 219H238V221H239ZM243 220H246V218L245 219H243ZM242 220V221H243ZM12 221V220H11ZM45 221V220H44ZM53 221H55L54 219H53ZM120 221L121 222H124V226H119V225H117V226H113L112 224L114 223V222H117V223H120ZM189 221V220H188ZM248 221V220H247ZM10 222V221H9ZM17 222V221H16ZM60 222V221H59ZM195 222V221H194ZM245 222V221H244ZM12 222H10V224H11ZM15 223V222H14ZM23 223H26V222H23ZM48 223V222H47ZM46 223V224H47ZM52 223V222H51ZM53 223H55V222H53ZM75 223H77V222H75ZM87 223V222H86ZM129 223H130V225H129ZM180 223V222H179ZM178 223V224H179ZM220 223V224H219ZM230 224L232 223V222H229ZM5 224V223H4ZM7 224H8V222H7ZM18 224V223H17ZM21 224H22V222H21ZM58 224H60V223H58ZM85 224V223H84ZM90 224V223H89ZM173 224V223H172ZM189 224V223H188ZM233 224V223H232ZM241 224V223H240ZM245 224V223H244ZM247 224V223H246ZM6 225V224H5ZM15 225H16V223H15ZM15 225H13V226H15ZM44 225V224H43ZM57 225V224H56ZM80 225V224H79ZM93 225V224H92ZM174 225V224H173ZM187 225V224H186ZM185 225V226H186ZM236 225V224H235ZM253 225V224H252ZM19 226V225H18ZM29 226V225H28ZM41 226V225H40ZM40 226H38L39 228H40ZM53 226H54V224H53ZM67 226V225H66ZM70 226V225H69ZM76 226V225H75ZM182 226V225H181ZM187 226H189V225H187ZM232 226V225H231ZM242 226V225H241ZM247 226L249 227V225H246V226H243L242 228L243 229H247ZM16 227H17V225H16ZM15 227V228H16ZM27 227V226H26ZM29 227H31V226H29ZM51 227V226H50ZM62 227V226H61ZM64 227V226H63ZM179 227V226H178ZM191 227V226H190ZM7 228V227H6ZM11 228V227H10ZM14 228V227H13ZM23 228V227H22ZM34 228H37V227H34ZM189 228V227H188ZM234 228V227H233ZM254 228V227H253ZM45 229V228H44ZM50 229V228H49ZM54 229V228H53ZM52 229V230H53ZM58 229V228H57ZM65 229V228H64ZM63 229V230H64ZM82 229V228H81ZM184 229V228H183ZM186 229H187V227H186ZM232 229V228H231ZM235 229H236V227H235ZM263 229H264V225H263ZM8 230V229H7ZM6 230V231H7ZM22 230V229H21ZM25 230V229H24ZM27 230V229H26ZM29 230V229H28ZM55 230V229H54ZM128 230V231H127ZM17 231V230H16ZM18 231H19V229H18ZM39 231V230H38ZM43 231V230H42ZM185 231V230H184ZM187 231V230H186ZM185 231V232H186ZM232 231V230H231ZM237 231V230H236ZM245 231V230H244ZM243 231V232H244ZM255 231V230H254ZM4 232H5V229H4ZM27 232V231H26ZM25 232V233H26ZM112 232V234H114L115 236H117L118 234H122V232H123V237L126 239L125 241H122L123 243H120V241L118 242V240H114V243H113V239L111 240V236H110V233ZM228 232H230V230L228 231ZM235 231H233V233H234ZM239 232H240V230H239ZM251 232V231H250ZM70 233V232H69ZM71 233H73V232H71ZM227 233V232H226ZM242 233V232H241ZM2 235H3V233H1ZM18 234V233H17ZM232 234V233H231ZM235 235L237 234V233H234ZM245 234H246V232H245ZM256 234V233H255ZM12 235V234H11ZM25 235V234H24ZM35 235V234H34ZM50 235H51V233H50ZM113 235V236H114ZM220 235H222V234H220ZM228 235V234H227ZM238 235H240V238H241V234H238ZM237 235V236H238ZM260 235V234H259ZM9 236V235H8ZM15 236V235H14ZM36 236V235H35ZM55 236V235H54ZM76 236H77V234H76ZM80 236V235H79ZM226 236V235H225ZM229 236L231 237V235H230V233H229ZM234 236V235H233ZM243 237L245 236L244 234L242 235ZM252 236V235H251ZM257 236V235H256ZM255 236V237H256ZM13 237V236H12ZM11 237V238H12ZM15 237H17V236H15ZM53 237V236H52ZM235 237V236H234ZM242 237V238H243ZM254 237V236H253ZM264 237V236H263ZM5 238V237H4ZM30 238H31V236H30ZM69 238V237H68ZM71 238V237H70ZM72 238H73V236H72ZM79 238H81V236L79 237ZM83 238H84V236H83ZM135 239V241H136V239H138L139 240V242L137 241V243L135 244V245H132L130 242H129V240H131V239ZM222 238H223V235H222ZM227 238V237H226ZM257 238V237H256ZM8 239V238H7ZM7 239H6V241H7ZM14 239V238H13ZM22 238H20V240H21ZM24 239V238H23ZM25 239H27V238H25ZM38 239V238H37ZM53 239V238H52ZM52 239H50V240H52ZM66 239V238H65ZM231 239V238H230ZM234 239V238H233ZM238 239V238H237ZM258 239V238H257ZM12 240V239H11ZM16 240V239H15ZM34 240V239H33ZM36 240V239H35ZM41 240V239H40ZM43 240H45V239H43ZM83 240V239H82ZM174 240V239H173ZM236 240V239H235ZM248 240V239H247ZM251 240H252V238H251ZM1 241H2V239H1ZM0 241V242H1ZM39 240H37V242H38ZM64 241V240H63ZM79 241H81L80 239H79ZM101 241V242H100ZM234 241V240H233ZM239 241H240V239H239ZM246 241V240H245ZM250 241V240H249ZM25 242H27V240L26 241H24V243ZM31 242V241H30ZM41 242V241H40ZM71 242V241H70ZM242 242H243V239H242ZM253 242V241H252ZM14 243V242H13ZM17 243V242H16ZM23 243V244H24ZM29 243V242H28ZM39 243V242H38ZM83 243H85L84 241H83ZM240 243V242H239ZM244 243V242H243ZM247 243V242H246ZM20 244V243H19ZM22 244V243H21ZM32 244V243H31ZM35 244V243H34ZM45 244V243H44ZM60 244V243H59ZM61 244H62V242H61ZM68 244H69V242H68ZM74 244L75 243H73L72 245L74 246ZM232 244H233V242H232ZM27 245V244H26ZM33 245V244H32ZM43 245V244H42ZM41 245V246H42ZM50 245V244H49ZM66 245V244H65ZM65 245H63V246H65ZM112 245H114V246H112ZM239 245H241V244H239ZM12 246H13V244H12ZM18 245L16 244V247H17ZM60 246V245H59ZM67 246V245H66ZM65 246V247H66ZM90 246V245H89ZM116 246V247H115ZM117 246H120L118 249H117ZM234 247H235V245H233ZM237 246V245H236ZM242 246V245H241ZM246 246H247V248H248V244H246ZM249 246H251V245H249ZM14 247V246H13ZM15 247V248H16ZM20 247V246H19ZM22 247H23V245H22ZM35 247V246H34ZM39 247H40V245H39ZM43 247V246H42ZM42 247H40V248H42ZM54 247V246H53ZM69 247V246H68ZM80 247V246H79ZM78 247V248H79ZM171 247H172V249H171ZM234 247H233V249H234ZM245 247V246H244ZM1 248V247H0ZM9 248V247H8ZM7 248V249H8ZM32 248H33V246H32ZM31 247H30V249H32ZM38 248V247H37ZM39 248V249H40ZM60 248V247H59ZM76 248V247H75ZM78 248H77V250H78ZM114 248H116V251L118 250V252H120V254H117L116 252H115V250H114ZM232 248V247H231ZM12 249V248H11ZM19 249V248H18ZM71 249H73V248H71ZM87 249H90V247H88ZM171 249V250H170ZM253 249V248H252ZM263 249V248H262ZM2 250V249H1ZM9 250V249H8ZM8 250H7V252H8ZM22 250H23V248H22ZM41 250V249H40ZM42 250H43V248H42ZM45 250V249H44ZM47 250V249H46ZM49 250V249H48ZM66 250V249H65ZM75 250V249H74ZM84 250V249H83ZM236 250V249H235ZM241 250V249H240ZM3 251V250H2ZM5 251V250H4ZM12 251V250H11ZM16 251V250H15ZM18 251V250H17ZM16 251V252H17ZM31 251V250H30ZM37 251V250H36ZM72 251V250H71ZM246 251L247 252H252L251 251V248H250V251L249 250H247L246 249ZM254 251H255V249H254ZM253 251V252H254ZM15 252V253H16ZM27 252V251H26ZM40 252V251H39ZM44 252V251H43ZM52 252V251H51ZM55 252V251H54ZM64 252V251H63ZM78 252V251H77ZM76 252V253H77ZM132 252H135V253H137V256L136 257H132V255H131V253ZM243 252V251H242ZM245 252V251H244ZM246 252V253H247ZM10 253V252H9ZM28 253V252H27ZM47 253V252H46ZM65 253H66V251H65ZM88 253V252H87ZM86 253V254H87ZM98 253V252H97ZM96 253V254H97ZM168 253L169 254H171L170 255V257H169V259H167L165 256L166 255H168ZM231 253H233V252H231ZM240 253V252H239ZM1 254H3V253H1ZM17 254H18V252H17ZM22 254H23V252H22ZM32 254H33V250H32ZM36 254V253H35ZM55 254H56V252H55ZM78 254V253H77ZM241 254V253H240ZM256 255V253H253V255ZM257 254L259 255V251L257 252ZM39 255V254H38ZM52 255V254H51ZM50 255V256H51ZM58 255V254H57ZM70 255V254H69ZM90 255H92V253L90 254ZM233 255V254H232ZM248 255V254H247ZM252 255V254H251ZM258 255H256V256H258ZM4 256H6V255H4ZM8 256V255H7ZM12 256V255H11ZM24 256V255H23ZM46 256V255H45ZM56 256V255H55ZM233 256H235V255H233ZM263 256H264V254H263ZM2 256L0 255V258H1ZM10 257V256H9ZM16 257V256H15ZM19 257H20V254H19ZM22 257V256H21ZM26 257V256H25ZM25 257H23V258H25ZM32 257V256H31ZM68 257V256H67ZM90 257V256H89ZM240 257H242V256H240ZM244 257H246V254H245V256ZM243 257V258H244ZM252 257V256H251ZM255 257V256H254ZM27 258V257H26ZM39 258V257H38ZM37 258V259H38ZM44 258H46V257H44ZM78 258V257H77ZM7 258H5L4 260L7 262V260H6ZM61 259V258H60ZM94 259H96V258H94ZM12 260V259H11ZM10 260V261H11ZM17 260V259H16ZM35 260V259H34ZM45 260V259H44ZM79 260V259H78ZM83 260V259H82ZM81 260V261H82ZM85 260V259H84ZM89 260H90V258H89ZM97 260V259H96ZM245 260V259H244ZM261 260L262 259H254L253 261H256V262H261ZM15 261V260H14ZM28 261H29V258H28ZM36 261V260H35ZM42 261V260H41ZM63 261H65V260H63ZM80 261V260H79ZM241 261V262H240ZM248 261H250V259H247V262ZM263 261H264V257H263ZM13 262V261H12ZM19 262H20V260H19ZM26 262V261H25ZM52 262V261H51ZM67 262V261H66ZM83 262V261H82ZM99 262H101V260L99 261ZM14 263V262H13ZM17 263V262H16ZM93 263V262H92ZM251 263V262H250ZM21 264V263H20ZM28 264V263H27ZM61 264V263H60ZM73 264V263H72ZM101 264V263H100ZM256 264V263H255Z\"/></svg>", "mask_w": 264, "mask_h": 264}, {"label": "built area", "instance_id": "built-area-1", "mask_svg": "<svg viewBox=\"0 0 264 264\" xmlns=\"http://www.w3.org/2000/svg\"><path fill=\"white\" fill-rule=\"evenodd\" d=\"M199 166L203 170H211L214 167L213 161L207 157L200 159Z\"/></svg>", "mask_w": 264, "mask_h": 264}]
</instances>
